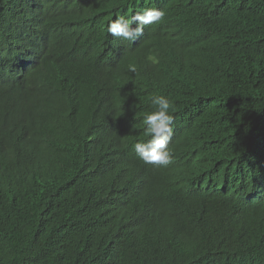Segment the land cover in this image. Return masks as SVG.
<instances>
[{"label": "trees", "instance_id": "1", "mask_svg": "<svg viewBox=\"0 0 264 264\" xmlns=\"http://www.w3.org/2000/svg\"><path fill=\"white\" fill-rule=\"evenodd\" d=\"M0 264H264V0H0Z\"/></svg>", "mask_w": 264, "mask_h": 264}, {"label": "clouds", "instance_id": "2", "mask_svg": "<svg viewBox=\"0 0 264 264\" xmlns=\"http://www.w3.org/2000/svg\"><path fill=\"white\" fill-rule=\"evenodd\" d=\"M164 16L163 10L151 7L135 12L130 18L124 14H117L107 25V33L121 41L132 42L143 34L145 26L161 21ZM134 23L135 28L132 27ZM131 70L134 72L135 68ZM151 103L155 110L147 114L142 121L144 134L150 139L146 142H137L134 150L145 164L167 166L173 160L169 148L173 136L174 116L171 114L173 105L164 96H153Z\"/></svg>", "mask_w": 264, "mask_h": 264}, {"label": "bare ground", "instance_id": "3", "mask_svg": "<svg viewBox=\"0 0 264 264\" xmlns=\"http://www.w3.org/2000/svg\"><path fill=\"white\" fill-rule=\"evenodd\" d=\"M32 64V63H31Z\"/></svg>", "mask_w": 264, "mask_h": 264}]
</instances>
